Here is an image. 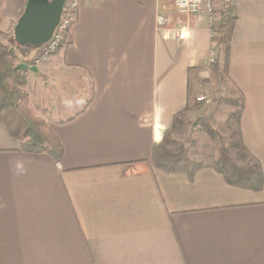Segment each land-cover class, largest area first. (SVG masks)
Instances as JSON below:
<instances>
[{
	"label": "crops",
	"instance_id": "crops-1",
	"mask_svg": "<svg viewBox=\"0 0 264 264\" xmlns=\"http://www.w3.org/2000/svg\"><path fill=\"white\" fill-rule=\"evenodd\" d=\"M229 1L228 73L260 189L208 162L193 175L153 163L215 52L208 14H180L174 0H80L68 44L30 71L36 96L52 92L61 161L25 151L0 120V264H264V0ZM25 4L0 0V40Z\"/></svg>",
	"mask_w": 264,
	"mask_h": 264
},
{
	"label": "trees",
	"instance_id": "trees-1",
	"mask_svg": "<svg viewBox=\"0 0 264 264\" xmlns=\"http://www.w3.org/2000/svg\"><path fill=\"white\" fill-rule=\"evenodd\" d=\"M220 2L218 15L220 22L213 27V31L219 34V38L215 41L218 58L211 64L210 69L218 76L221 84H225L224 82L229 80L230 42L237 17L229 0H220ZM33 50L34 47L19 45L15 42L13 32L9 34L6 42L0 40V120L6 125L9 134L21 141L25 151L46 152L59 162L63 156V146L46 121L33 112L28 99L24 96L23 86L27 83L28 71L16 69V66L22 62L30 63L29 57ZM221 61L225 63L223 69L220 68ZM234 103L236 110L230 112L227 120L230 132L229 146L239 157L248 160L247 164L243 168L237 166L229 156L226 158L218 156L212 166L225 175L228 183L258 190L263 183V172L260 162L243 142L240 116L244 102L241 92L240 98H236ZM190 111L189 106L175 116L172 128L166 132L163 141L156 146L153 158L156 167L170 172H189L193 175L205 166L203 162L188 156L187 147L183 142L172 140L173 135L182 132L185 118ZM206 125L212 131L210 123ZM210 130L206 132L210 133Z\"/></svg>",
	"mask_w": 264,
	"mask_h": 264
},
{
	"label": "rangeland",
	"instance_id": "rangeland-1",
	"mask_svg": "<svg viewBox=\"0 0 264 264\" xmlns=\"http://www.w3.org/2000/svg\"><path fill=\"white\" fill-rule=\"evenodd\" d=\"M216 22L217 24L220 22L219 16ZM11 32H13V29ZM7 39L8 37L2 38L3 41L5 40L4 42H6ZM67 44L68 43H66V45ZM54 53L45 61L49 60ZM217 56L218 53L215 51V60L218 58ZM29 60V65H32L33 63L31 62L33 57H29ZM211 64H209L208 61L201 66V70L204 72L200 69L196 70L200 73L192 79L194 98L190 105L191 111L185 118L182 132L173 135L172 140L183 142L187 147L188 156L204 164L206 162L213 163L218 156L224 158L229 156V158L236 162L237 166L244 168L248 160L242 159L235 151L230 149V132L228 131L227 125L230 112L236 110L234 100L240 98V92L229 75V80L227 79L224 82L225 84H221L218 76L211 71ZM224 65L225 63L221 61L220 68L223 69ZM27 71V83L23 86L24 96L28 99L29 106L32 108L33 112L46 121V118L51 114L49 110H51L52 107V92L50 94L41 92L36 96L38 93L36 89L39 86L43 88V86L40 85L42 82L33 79L30 70ZM203 95L206 96L208 100H198V98ZM206 123H210L213 128L212 131L208 129L209 127H207ZM205 129L211 132L208 133L209 131L206 132Z\"/></svg>",
	"mask_w": 264,
	"mask_h": 264
},
{
	"label": "built area",
	"instance_id": "built-area-1",
	"mask_svg": "<svg viewBox=\"0 0 264 264\" xmlns=\"http://www.w3.org/2000/svg\"><path fill=\"white\" fill-rule=\"evenodd\" d=\"M216 0H174V4L180 14H190L198 12H206L209 17V24L212 29L214 38H219V34L213 31L214 25L217 23L218 11L216 8ZM80 6V0H66L62 15L58 25L56 26L52 37L43 45L35 48V53L32 55L33 60L31 63L38 66L39 63L44 62L52 53L62 49L68 43V36L70 28L75 21L77 10ZM166 23L164 16H159L158 24L160 26ZM172 35L184 38L186 36L184 29H173ZM215 60V52L209 60V64ZM208 100L206 96H200L198 100Z\"/></svg>",
	"mask_w": 264,
	"mask_h": 264
},
{
	"label": "water",
	"instance_id": "water-1",
	"mask_svg": "<svg viewBox=\"0 0 264 264\" xmlns=\"http://www.w3.org/2000/svg\"><path fill=\"white\" fill-rule=\"evenodd\" d=\"M66 0H26L22 15L13 29V39L19 45L37 48L45 44L58 25ZM17 70L37 72V66L20 63Z\"/></svg>",
	"mask_w": 264,
	"mask_h": 264
}]
</instances>
